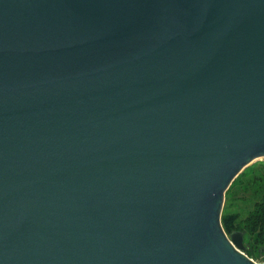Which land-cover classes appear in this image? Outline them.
<instances>
[{
    "label": "water",
    "instance_id": "water-1",
    "mask_svg": "<svg viewBox=\"0 0 264 264\" xmlns=\"http://www.w3.org/2000/svg\"><path fill=\"white\" fill-rule=\"evenodd\" d=\"M262 158L264 0H0V264H258Z\"/></svg>",
    "mask_w": 264,
    "mask_h": 264
},
{
    "label": "rangeland",
    "instance_id": "rangeland-1",
    "mask_svg": "<svg viewBox=\"0 0 264 264\" xmlns=\"http://www.w3.org/2000/svg\"><path fill=\"white\" fill-rule=\"evenodd\" d=\"M264 195V159L258 160L247 167L239 176L237 183L233 185L230 192L224 195L223 206L228 213L237 214L243 218L252 209L254 202L260 200ZM221 209V211H222ZM229 235V234H227ZM254 249V254L248 257L258 263H264V252ZM245 254V252H244Z\"/></svg>",
    "mask_w": 264,
    "mask_h": 264
},
{
    "label": "trees",
    "instance_id": "trees-1",
    "mask_svg": "<svg viewBox=\"0 0 264 264\" xmlns=\"http://www.w3.org/2000/svg\"><path fill=\"white\" fill-rule=\"evenodd\" d=\"M240 174L229 185L224 195L228 194L233 185L237 183ZM220 222L226 234H230V232L235 230L243 234L242 243L247 257H251L254 254L253 251L256 247H258L257 251L260 252V249H262L264 252V195L260 200L254 202L249 213L241 219L238 218L237 214L228 213V209L225 207L220 213Z\"/></svg>",
    "mask_w": 264,
    "mask_h": 264
}]
</instances>
